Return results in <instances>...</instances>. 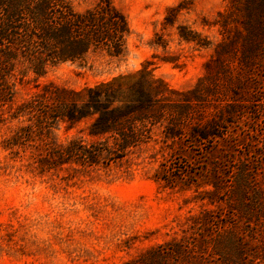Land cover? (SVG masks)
<instances>
[{"label": "rangeland", "instance_id": "374dc122", "mask_svg": "<svg viewBox=\"0 0 264 264\" xmlns=\"http://www.w3.org/2000/svg\"><path fill=\"white\" fill-rule=\"evenodd\" d=\"M71 1L81 11L96 0ZM181 1L187 12L177 17L174 27L162 30L166 9ZM112 2L129 28L122 58L96 54L87 59L85 67L65 63L37 79L32 74L21 80L15 76L12 103L0 105V264H150L149 254L156 250L161 257L152 261L156 264L218 263L208 248L197 249H202L204 235L197 222L233 218L227 209L221 211L223 204L204 198L206 189L199 183L205 176L206 166L201 164L205 149L192 143L189 126H183L176 143L164 138L163 126H155L147 134L150 140L123 159L87 166L76 160L57 162L51 151L74 140L85 145L101 141L88 135L93 117L49 123L44 132L27 117L12 116L44 86L81 90L143 67L151 75L147 81L153 82L158 98L180 100L169 92L186 91L197 83L212 49L195 50L181 43L175 26L186 25L215 44L220 36L212 23L227 0ZM155 33L166 41L165 49L151 44ZM236 72L235 68L229 70L231 75ZM252 84L264 90V80H252ZM228 87L223 81L219 93L224 96ZM250 94V86L244 85L243 95L249 98ZM253 99H249L246 119L236 120L232 130L243 144L249 146L251 140L256 153L259 127L253 125L255 115L249 109H255ZM211 104L204 106L206 119L212 115ZM28 126H33L28 138L14 144V134ZM218 147L223 149L221 144ZM254 166L260 169V181L264 160ZM215 230L212 225V235ZM180 248L188 249V259L177 252Z\"/></svg>", "mask_w": 264, "mask_h": 264}, {"label": "trees", "instance_id": "16d2710c", "mask_svg": "<svg viewBox=\"0 0 264 264\" xmlns=\"http://www.w3.org/2000/svg\"><path fill=\"white\" fill-rule=\"evenodd\" d=\"M187 10L183 1L168 7L161 29L174 27L177 17ZM212 25L220 36L215 44L186 25L175 26L181 43L195 50L212 49L197 83L186 91L169 92L180 100L158 98L153 82L147 81L151 75L143 67L81 90L44 86L12 116L27 117L44 132L49 123H75L93 117L88 135L101 141L85 145L74 140L51 151L57 162L76 160L87 166L123 159L150 140L147 134L155 126H163L164 138L172 143L180 140L183 126H189L192 143L205 149L201 158L205 176L199 183L206 189L204 198L223 204L221 211L227 209L233 218L199 219L204 240L202 249H197L208 248L217 264H264V172L258 181L260 169L254 166L264 160V90L252 84V80H264V0H227ZM128 35L126 19L112 0H96L81 11L71 0H0V105L12 103L15 76L21 80L32 74L37 79L65 63L85 67L87 59L96 54L120 59ZM151 44L162 49L167 46L158 33ZM232 68L235 75L229 73ZM136 76V80L125 82ZM223 81L229 86L224 96L219 93ZM246 84L251 90L249 98L243 95ZM250 98L255 103V109L249 108L255 115L252 123L259 127L256 153L251 140L249 146L243 144L232 130L236 120L245 118ZM210 102L213 112L206 119L203 109ZM32 127L21 128L12 142L27 139ZM187 250L177 252L188 259ZM158 252L149 254L150 264L160 260Z\"/></svg>", "mask_w": 264, "mask_h": 264}]
</instances>
